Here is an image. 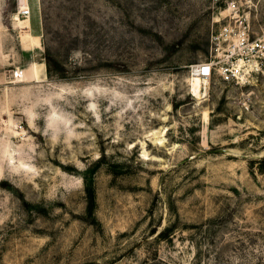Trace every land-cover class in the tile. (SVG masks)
Instances as JSON below:
<instances>
[{"label": "rangeland", "instance_id": "1", "mask_svg": "<svg viewBox=\"0 0 264 264\" xmlns=\"http://www.w3.org/2000/svg\"><path fill=\"white\" fill-rule=\"evenodd\" d=\"M26 1L0 0V264H264V74L190 81L264 0Z\"/></svg>", "mask_w": 264, "mask_h": 264}, {"label": "built area", "instance_id": "2", "mask_svg": "<svg viewBox=\"0 0 264 264\" xmlns=\"http://www.w3.org/2000/svg\"><path fill=\"white\" fill-rule=\"evenodd\" d=\"M17 12L27 17L31 14L29 3L17 0ZM211 42L216 54L206 62L197 64L193 74L210 79L215 70L248 80L253 76L264 74V29L257 35H251L249 25L243 21L237 23L235 18L213 26Z\"/></svg>", "mask_w": 264, "mask_h": 264}, {"label": "bare ground", "instance_id": "3", "mask_svg": "<svg viewBox=\"0 0 264 264\" xmlns=\"http://www.w3.org/2000/svg\"><path fill=\"white\" fill-rule=\"evenodd\" d=\"M22 1V0H21ZM25 1V0H24ZM17 14H16V16H15V18L17 19V20H26V19H28L29 18V16H27V17H22V16H20L19 15V13L18 12H16ZM219 20V19H218ZM29 37V38H31L32 39V41L33 42H35V43H39V41H40V36L39 35H35V34H32V33H29L28 35H26V37ZM43 63H41V64H38V63H35L34 62V64H33V69H34V73H35V76L36 77H39V75L42 73V71H43ZM40 80V79H39ZM190 81H191V87H192V91L194 92L193 94H196V95H198V94H201V92H202V87H203V85L204 84H207V82H208V80L207 79H204V78H202V77H200L199 75H197V74H193V76L190 78ZM207 88H205V90H206ZM207 113L205 112V115H206Z\"/></svg>", "mask_w": 264, "mask_h": 264}, {"label": "trees", "instance_id": "4", "mask_svg": "<svg viewBox=\"0 0 264 264\" xmlns=\"http://www.w3.org/2000/svg\"><path fill=\"white\" fill-rule=\"evenodd\" d=\"M92 197V196H91Z\"/></svg>", "mask_w": 264, "mask_h": 264}]
</instances>
